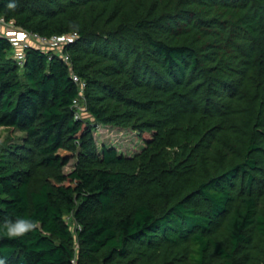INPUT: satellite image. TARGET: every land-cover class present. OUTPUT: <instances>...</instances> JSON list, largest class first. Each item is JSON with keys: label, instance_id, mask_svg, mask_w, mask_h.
<instances>
[{"label": "trees", "instance_id": "trees-1", "mask_svg": "<svg viewBox=\"0 0 264 264\" xmlns=\"http://www.w3.org/2000/svg\"><path fill=\"white\" fill-rule=\"evenodd\" d=\"M0 17L76 35L19 66L0 34V139L22 134L0 140L6 264H264V0H0ZM97 125L143 147L98 152ZM18 218L37 227L9 238Z\"/></svg>", "mask_w": 264, "mask_h": 264}, {"label": "built area", "instance_id": "built-area-1", "mask_svg": "<svg viewBox=\"0 0 264 264\" xmlns=\"http://www.w3.org/2000/svg\"><path fill=\"white\" fill-rule=\"evenodd\" d=\"M0 34L3 35L10 43L13 51V59L19 66H22L23 64L24 51L31 45L40 47L45 50L50 49L58 55L64 45L70 44L76 39L75 34L69 36L53 35L51 37H43L36 33L16 27L13 21H6L3 17H0ZM63 60L68 66H70L67 54L63 55ZM71 79L77 86L79 99H82L85 89V82L81 81L79 77L72 72ZM73 107L75 109L74 118H80V112L84 111V108H81L78 104V101L76 100L73 101ZM71 262L74 263V261Z\"/></svg>", "mask_w": 264, "mask_h": 264}, {"label": "rangeland", "instance_id": "rangeland-1", "mask_svg": "<svg viewBox=\"0 0 264 264\" xmlns=\"http://www.w3.org/2000/svg\"><path fill=\"white\" fill-rule=\"evenodd\" d=\"M94 143L97 151L100 152L102 147L114 148L118 154L130 157L138 153L143 147V142L140 140L136 132L130 129L119 128L115 126L97 125L92 131ZM22 134L18 131L3 130L1 141L8 143H20ZM76 164V159H72L65 167L64 171L68 172ZM42 177L41 172L34 174L32 180V187H36L37 181ZM71 229L75 226L72 216L67 217ZM77 244H74V250L77 251Z\"/></svg>", "mask_w": 264, "mask_h": 264}, {"label": "clouds", "instance_id": "clouds-1", "mask_svg": "<svg viewBox=\"0 0 264 264\" xmlns=\"http://www.w3.org/2000/svg\"><path fill=\"white\" fill-rule=\"evenodd\" d=\"M9 7L13 8L15 5L9 4ZM2 227L9 238H19L33 231L37 227V224L31 219L18 218L14 222L5 220ZM0 264H6V260L0 258Z\"/></svg>", "mask_w": 264, "mask_h": 264}]
</instances>
